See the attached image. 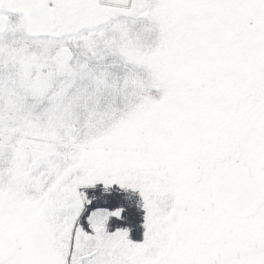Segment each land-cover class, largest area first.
Returning a JSON list of instances; mask_svg holds the SVG:
<instances>
[{
  "label": "snow or ice",
  "instance_id": "snow-or-ice-1",
  "mask_svg": "<svg viewBox=\"0 0 264 264\" xmlns=\"http://www.w3.org/2000/svg\"><path fill=\"white\" fill-rule=\"evenodd\" d=\"M0 264H264V0H0Z\"/></svg>",
  "mask_w": 264,
  "mask_h": 264
}]
</instances>
